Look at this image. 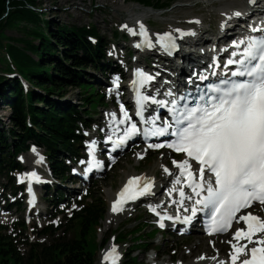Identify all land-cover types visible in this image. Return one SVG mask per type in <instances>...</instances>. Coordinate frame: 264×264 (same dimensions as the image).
<instances>
[{"label": "rangeland", "instance_id": "obj_1", "mask_svg": "<svg viewBox=\"0 0 264 264\" xmlns=\"http://www.w3.org/2000/svg\"><path fill=\"white\" fill-rule=\"evenodd\" d=\"M63 1L37 0L39 13L44 15V20L52 23L51 28L55 24L75 28L92 26L96 29V33L100 36L101 40L105 44L109 43L110 45L107 51L105 48L106 58H109V54H112V47L114 45L117 47V44H120V51L117 50V47L115 53L119 55L120 52V56H123L122 59L118 60V65L122 69V72H126L128 64H131L134 59L138 58V55H134L130 49L132 42L129 40L125 41L128 31L126 29L127 23L125 24L123 22L129 19V11L135 10L134 13H138L141 8L150 10L152 8L140 6L135 3V0H69L65 3ZM124 1H126L125 5H123ZM170 1L160 0V3L169 7L166 9L162 7L163 9L161 11H154L157 15L149 13L143 19V24L148 31L158 34L169 33L174 36L184 35L186 32H194V34L199 35V31H197L199 25H196L194 22L199 21L201 27L210 31L208 35L206 34V37H210L215 30L221 27L219 11L223 5H226L224 3L226 0ZM120 7H122V10L118 12ZM115 32L119 34L118 38H115ZM4 34L14 39L20 38V33L14 29L6 30ZM1 70L3 69L0 65V75L2 77L5 79L7 77L13 78L12 74L5 75L6 73ZM87 72L90 75V83L95 88L94 93L97 90L100 96L104 95L105 90L101 84L103 78L100 76V72L89 69H87ZM103 81L104 83L107 82L104 79ZM21 82L23 86L25 82ZM25 85L27 89L28 85ZM23 88L25 87L23 86ZM64 94V97L60 99V103L64 105L67 103L73 105L79 103L78 100H80L81 95L77 89H68ZM52 98L57 99V97ZM114 108L109 103L108 98L104 97V104L98 105L96 108L98 115L94 118L95 126L93 125L91 127V131H99L100 133V127L104 128L106 126V120L109 114H114ZM86 109L89 110L88 107ZM9 114V109L0 104V127L10 124ZM85 135L87 134L85 133ZM141 150H145L146 152L140 160H137ZM38 152L39 154H37V151L33 152L30 147L26 154L17 158L23 169L27 166L32 167L40 162V172L46 177L49 183L48 186L53 188L48 192L49 195H45L42 188L38 190V194L42 200L30 212V214L32 213L31 216L28 215V211L24 207L23 194H19L14 190L15 186L21 184L20 180L23 179L22 175H24L23 170L19 173H10L14 188L5 180L0 181V195L2 194L0 198V223L10 227L9 234L14 239L20 254L25 255L31 245L48 246L56 238L58 240H66L67 238L74 237L76 223L73 226L71 223H68L69 235L65 231L60 230L58 232L54 231L56 233L52 237L46 234L48 233L47 228L49 226L58 228L59 225H62L60 222L62 216L57 217L61 211L69 213L75 208L77 202L83 204L91 201L94 205L99 206L100 210L104 213V219L101 220L95 229L91 230L87 238V248L95 258L94 264H102L100 262L103 254L113 248H115L118 254L119 264H190L201 259L205 254L207 255L206 260H211L212 257H219L217 259H223L226 263L228 253L231 249L229 240L231 235L223 238L205 239L198 233H191L188 236L180 237L174 230H171L169 234L162 237L154 230L152 213H147L146 207L139 205L134 208L133 206L126 208L117 218L108 223L109 210L112 209L111 196L120 189L127 175L135 174L146 177L153 175L154 177L156 176L155 180L157 181V185H160V179L163 177L165 168L168 170L176 168L173 161H183L181 156H175L167 151L153 152L148 149H143L142 146L135 145L129 148L122 156L118 157L111 167L106 166L100 175L91 179L85 186H80L79 189L78 187H74L70 182L71 180H77L74 176L73 178L69 176L68 179L62 182L57 180L48 171L46 161L44 158L42 159L43 152L41 150ZM37 155H39L38 158ZM82 155L83 153L80 154V156ZM55 188L65 193L64 197L61 198V206L57 204L58 201L54 198L55 194L52 197V191ZM69 190L74 195L70 194L68 192ZM7 200L14 201L16 204L7 208L4 205ZM6 204L8 205V202ZM256 211L258 214L261 213L264 215V207H256L251 210L254 214L257 213ZM38 212H40V215H37ZM54 217H57L58 222L51 221ZM20 219L26 225L24 232L12 227V223L14 221H20ZM261 238H264V236H259L256 239ZM140 240H152L151 244L154 247H159L157 255L158 261L151 262V259H154L153 256H155L156 251H146V247ZM217 248H219V251H216ZM153 249L157 250V248ZM204 249L209 251V254ZM103 264H110V260H106Z\"/></svg>", "mask_w": 264, "mask_h": 264}, {"label": "trees", "instance_id": "obj_2", "mask_svg": "<svg viewBox=\"0 0 264 264\" xmlns=\"http://www.w3.org/2000/svg\"><path fill=\"white\" fill-rule=\"evenodd\" d=\"M135 3L156 11L169 7L160 0ZM37 6V0H0L1 71L13 75L6 79L0 75V104L10 112V124L0 127V181L5 180L12 188L10 173L21 170L17 157L29 146L44 151L47 168L57 180L68 179L67 162L78 157L83 149L82 131L92 125L98 115L97 106L104 104L103 96L97 90L94 93L87 69L99 71L103 79L109 73L101 63L107 44L95 28L57 24L51 28L52 23L44 20ZM10 29L18 31L20 38L5 36L4 32ZM114 36L118 38L119 34L115 32ZM21 81L28 85L27 89ZM68 89L79 91L78 104L60 103ZM63 196L64 192L55 190V199ZM59 216L62 225L49 226L46 234L54 237V231L63 230L69 235L68 223H76L77 235L66 240L56 238L48 246L31 245L25 255L17 250L10 227L0 223V264H94L87 238L104 219L99 206L91 201L77 202L69 213L61 211ZM57 217L51 221L58 222ZM12 227L21 232L26 229L23 220L13 222ZM140 242L146 251L154 247L152 240ZM155 248L158 254L159 247Z\"/></svg>", "mask_w": 264, "mask_h": 264}, {"label": "snow or ice", "instance_id": "obj_3", "mask_svg": "<svg viewBox=\"0 0 264 264\" xmlns=\"http://www.w3.org/2000/svg\"><path fill=\"white\" fill-rule=\"evenodd\" d=\"M234 15L239 16L240 13L236 12ZM140 28L143 30V24ZM146 43L149 47L152 46L150 41ZM156 43L166 50L175 47L169 33L159 36ZM241 44H244L243 51L231 54L232 57L239 55L240 59L230 58L227 61L228 65H239L231 72V76L240 79H223L218 85H209L193 106L184 105L183 111L174 121L177 127L171 132L175 140L167 145L174 151L185 153L199 164V182H193L195 174L188 160L173 161L180 169V174L185 176L194 195L199 197L195 200V205L201 207L194 205L192 214L207 210L210 215V234L226 230L231 226L236 214L251 207L253 202L264 203V35L249 37L247 41L234 43L233 47L239 49ZM141 75L143 76L142 73ZM121 112L125 119H128L123 106ZM135 130V125L129 129L130 132ZM165 131L166 128L156 129L155 134H163ZM160 146L162 145H157ZM206 169L212 173L214 180L207 181L205 188ZM165 172H168L167 168ZM34 175L31 174L32 177ZM142 180L144 178L139 176L128 180L112 204L113 212L122 210L123 204L128 200L136 199L150 191L151 181H146L141 186ZM176 183H180V180L177 179ZM202 191L207 194L201 195ZM180 196H185L183 190L180 191ZM190 219L191 217H185V221ZM239 221L244 222L246 230L236 229L233 239H247L250 244L257 246L249 248L247 244L233 245V252L229 254L231 264H237L238 258L243 255L248 258L243 259L240 264H264V238L253 240L256 234L264 233V219L249 212L240 215ZM160 226L164 225L161 223ZM104 259L111 260L114 264L118 259L115 248L111 249ZM220 264L224 262L221 261Z\"/></svg>", "mask_w": 264, "mask_h": 264}, {"label": "bare ground", "instance_id": "obj_4", "mask_svg": "<svg viewBox=\"0 0 264 264\" xmlns=\"http://www.w3.org/2000/svg\"><path fill=\"white\" fill-rule=\"evenodd\" d=\"M66 1H69V0H64L63 3H65ZM257 1L258 0H226L225 2L223 1L226 5H223L219 11L220 24L222 25V27L232 23L233 21L234 22L237 21L236 19H238V17H240L242 12L245 13V12H248L249 10L253 11L254 7H252V6L258 4ZM207 3H208V1H207ZM125 4H126V1L123 2V5H125ZM121 10H122V7H120L118 9V12H121ZM145 10H147V11H145ZM134 11L135 10L128 12L129 19L123 23H125V24L127 23V27H126V29L128 31L127 34L129 36L134 37L132 39V44L138 45L139 43L137 41V38H135V35H136V33H138L141 30L140 25L143 24V19L146 18L149 13H152V15H157V14L150 9H144V8H141V10L138 13H134ZM236 12H239L240 15L239 16L234 15V13H236ZM196 25H199L197 28L198 29L197 31H199V33H200L199 35L194 34V32H186V35L180 34V36H179L180 39L186 40L188 43H190L187 45V50L182 52L181 56H177L176 60L175 59L174 60H163L159 64L158 68L156 69V71L159 74V80H162L165 83H171L172 82L170 87L174 91L177 90V88L180 86L179 81H181L182 78L186 77V75L191 73V70L193 68H198V70H200L201 68L204 67L206 56H200V55L193 52L194 50H196L195 47L198 46L196 44L198 42L193 43V41H195V39H200V38H202L203 40L206 39V34L208 35V32H210V31H207L206 29L201 27L200 22L196 23ZM143 26L145 28L144 24H143ZM221 32L222 31H218V34L220 36L222 34ZM187 33H191V34H187ZM119 45L117 44V47ZM109 46L110 45H108V48H109ZM117 47L115 45L112 47L113 53L109 56L117 55L115 53ZM114 48H115V50H114ZM110 58H112V57H110ZM130 66H131V64H128V68H130ZM112 118H113V116L108 117V119H112ZM32 151L33 152L37 151V154H39V152H38L39 150L32 149ZM145 152H146L145 150H141L140 154L137 157V160H140L144 156ZM21 155H19V156H21ZM38 156L39 155H37V158H38ZM37 158H35V160H37ZM34 168L39 169V171L41 170L40 165L39 166L34 165V167H27L26 169H34ZM179 171H180V169L177 167L169 169L168 172L164 171L163 177L160 179V182H161L160 185H157V181L155 180L156 176L155 177L153 175L147 176V177L146 176H139V177H143L146 181H153V184H152L153 191L156 192V194L163 195L164 204H162V205L157 203L156 200L151 198L152 202L150 204H147V213H149L150 211H153V209H154V211L166 210L168 212L167 215H170L172 217H176V215L179 213H180V215L185 214L184 208L187 206V204L190 202V200L187 199L188 196H186V195L183 198L180 196L181 187L179 184L176 183V180L178 179L177 175L179 174ZM136 176H138V175L130 174V175H127L125 177V180H124L122 186L120 187V189L118 191H116L114 193V195L111 196V198H112V200L110 199L111 204H113V202L117 199L118 193L123 189L124 185L128 182V180L130 178L136 177ZM68 192L70 194L74 195V193L72 191L69 190ZM1 197H2V194L0 195V198ZM168 203H171V204L167 205ZM128 207H131V206L126 205L124 207V210ZM134 207H136V206H134ZM155 207H158V209H156ZM175 207L177 209H174ZM109 211L110 212H109L108 223H110V221L114 220L115 218L118 217V215H120V213L113 212L112 209H110ZM257 211H259V210H257ZM254 215H257L261 219H264V215H262L261 213L258 214V212H257ZM191 233H196V232L192 231ZM259 236H264V233H260ZM229 240H230V243H232L231 242V236L229 237ZM233 244H236L239 246V245H242V242L239 241L238 243H233ZM250 245L253 247L257 246L255 244H250ZM204 251L207 254H209V251H207L206 249H204ZM216 251H219V248H217ZM108 252L109 251H106L103 254L100 263L103 264L106 262V260L104 259V256ZM115 252H116V250H115ZM206 257H207V255L205 254L203 256V259H198L194 262H191L190 264H220V262L223 261V259H217L219 257H217V258L212 257L211 260H209V259L206 260L207 259ZM151 262H153V259H151ZM224 264H226V263L224 262Z\"/></svg>", "mask_w": 264, "mask_h": 264}]
</instances>
